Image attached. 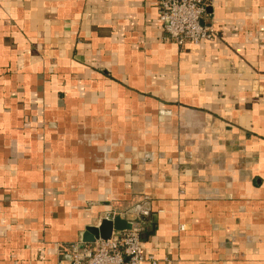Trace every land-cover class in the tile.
I'll use <instances>...</instances> for the list:
<instances>
[{"label":"crops","instance_id":"1","mask_svg":"<svg viewBox=\"0 0 264 264\" xmlns=\"http://www.w3.org/2000/svg\"><path fill=\"white\" fill-rule=\"evenodd\" d=\"M205 21L182 47L159 0H0V264L139 206L158 264H264V0Z\"/></svg>","mask_w":264,"mask_h":264},{"label":"built area","instance_id":"2","mask_svg":"<svg viewBox=\"0 0 264 264\" xmlns=\"http://www.w3.org/2000/svg\"><path fill=\"white\" fill-rule=\"evenodd\" d=\"M209 6L210 0H159V18L168 39L182 47L188 43L199 44L215 40V27L205 21ZM139 209L143 215L142 220L128 218L125 211L116 213L134 221L131 229L118 234L114 232L107 239L98 238L82 248L73 244L65 252L67 264H158L156 257L146 254L143 248L142 234L147 224L145 218L149 216L150 210L142 206ZM114 216L113 214L112 217Z\"/></svg>","mask_w":264,"mask_h":264},{"label":"water","instance_id":"3","mask_svg":"<svg viewBox=\"0 0 264 264\" xmlns=\"http://www.w3.org/2000/svg\"><path fill=\"white\" fill-rule=\"evenodd\" d=\"M133 226L134 221L127 219L120 214L115 215L113 218L106 217L101 220L98 226H87L81 240L76 244H78V247L82 248L86 243L94 242L98 238L107 239L114 232L118 234L124 230L131 229ZM148 229L153 230V225H149ZM143 235L144 234H142V236ZM74 249L75 247H73V250ZM68 257H70V255Z\"/></svg>","mask_w":264,"mask_h":264}]
</instances>
